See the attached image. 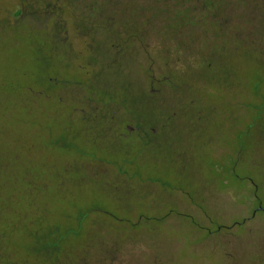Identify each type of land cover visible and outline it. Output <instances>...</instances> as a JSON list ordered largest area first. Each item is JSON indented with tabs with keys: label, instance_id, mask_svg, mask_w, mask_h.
I'll return each mask as SVG.
<instances>
[{
	"label": "rangeland",
	"instance_id": "rangeland-1",
	"mask_svg": "<svg viewBox=\"0 0 264 264\" xmlns=\"http://www.w3.org/2000/svg\"><path fill=\"white\" fill-rule=\"evenodd\" d=\"M16 3L0 0V203L24 222L39 210L46 248H64L56 258L46 250V264L76 256L102 264V230L142 264H264V0H29L39 14L29 17L45 22L35 26L28 17L15 21ZM120 48L133 54L110 66ZM143 52L163 75L175 53L186 66L175 80L186 89L181 104L189 113L199 106L202 117L194 131H180L182 162L118 153L126 141L84 130L91 123L58 96L89 87L91 76L136 87ZM104 148L126 161L119 171L111 165V178L83 170L101 166ZM173 197L184 198L182 206ZM19 241V253L30 251Z\"/></svg>",
	"mask_w": 264,
	"mask_h": 264
},
{
	"label": "flooded vegetation",
	"instance_id": "flooded-vegetation-1",
	"mask_svg": "<svg viewBox=\"0 0 264 264\" xmlns=\"http://www.w3.org/2000/svg\"><path fill=\"white\" fill-rule=\"evenodd\" d=\"M16 9L14 10L15 21L28 17L30 25L35 26V20L39 21L42 25L43 21L40 19H32L29 15L38 12H34L32 6L29 4V0H16ZM46 12V3L39 10ZM21 17V18H20ZM38 27V25H37ZM125 30V29H124ZM113 36L115 34L113 33ZM129 36L127 33L125 39ZM122 40V44L126 40ZM120 44V46H122ZM113 47L117 45L112 43ZM113 64L121 58L127 57L133 53H125L123 48L116 50L114 53H110ZM143 56V63H140L139 67H142V71L145 74L142 82H139L136 87L132 86V83H122L118 86L105 84L93 81L95 76H91L89 81V87L87 88H72L69 90H60L58 96L68 97V99L75 104L78 110L81 111L79 119L81 122H89L91 125L86 126L83 124L84 130L92 129V133L106 134L111 133L115 139L126 141L127 144L119 145L118 153L121 154H133L132 159H138L142 162V158L151 157L155 163L168 161L173 163L174 161L182 162V158L186 155L184 151V145H179L180 137L183 132H180L184 125L186 128L194 131L195 118H201L200 107L193 108V113H189L183 105L182 95L185 94L184 88L179 87V83L175 80L178 79L179 72L185 73L186 66H179V60L182 58L177 53L172 56V60L175 61V65L163 75L160 67L146 66V60L153 58L150 53H138ZM161 53H156L155 58L161 63ZM187 55L188 61L194 59L193 53H183ZM207 54L204 53V56ZM208 58L211 55H207ZM156 60V59H155ZM156 60V61H157ZM183 61V60H182ZM184 63V61L182 62ZM193 67L187 64V69ZM125 69V67H124ZM184 70V71H182ZM179 71V72H178ZM172 72V75H171ZM132 82V81H131ZM136 83V82H134ZM168 84L169 86H165ZM192 84V83H191ZM191 86V85H190ZM191 88V87H189ZM96 91L98 94H95ZM105 95L107 100L105 103L100 104L99 96ZM194 98H190V102H193ZM193 104V103H192ZM186 111V112H185ZM192 125H188L189 123ZM85 131V132H86ZM90 131V130H89ZM95 138H92L93 141ZM122 141V142H123ZM121 142V141H118ZM137 147L132 148L131 145ZM131 147L133 151H129ZM104 155H107L105 160L99 159L101 166L91 165L86 163L83 170L92 173L98 168L99 171L108 178H111L113 174L109 171L112 166L116 170H122L126 164L125 159L118 161L117 158H111L109 155H114L116 152L109 148L101 150ZM181 157L180 159H176ZM93 164V163H92ZM98 165V164H97ZM105 165H108L106 167ZM105 166V167H103ZM3 166L0 167V171ZM116 180V184L120 186H129L126 180L119 176L113 177ZM147 179H145L146 181ZM204 183H210L211 179H204ZM30 182V181H29ZM200 182V181H199ZM29 185H31L29 183ZM199 185V184H198ZM186 193V192H184ZM189 195V192L186 193ZM188 198V197H187ZM5 200H1L0 203V264H46V250L50 252L53 258L64 254V248H46V228L44 227V218L41 217L39 210L28 221L22 220L23 214H20L18 210H9ZM8 201V200H6ZM27 207H33V199H27ZM184 198L173 197L175 205L182 206ZM181 209V208H180ZM180 209L170 207L167 213L178 212ZM10 211L11 214H8ZM96 224V223H95ZM22 225V231L20 236L16 234V230ZM102 230L99 235H102V240L98 243L103 245L102 249V264H142L143 258L138 259V255L135 252V258L138 260L132 261L130 258V252H127L128 248L125 244L113 242L112 234ZM108 234V235H107ZM19 240L22 244L28 243L29 250H25L19 253ZM28 247V246H27ZM142 247V245H141ZM140 247L138 244L135 248L140 250L145 249V255H148L145 247ZM52 250V251H51ZM59 250V251H58ZM141 255V254H140ZM73 263L67 264H95L90 261L75 257ZM66 259V258H65ZM68 259V258H67ZM57 260V259H56ZM51 264H56L51 262Z\"/></svg>",
	"mask_w": 264,
	"mask_h": 264
},
{
	"label": "crops",
	"instance_id": "crops-1",
	"mask_svg": "<svg viewBox=\"0 0 264 264\" xmlns=\"http://www.w3.org/2000/svg\"><path fill=\"white\" fill-rule=\"evenodd\" d=\"M211 182V181H210ZM222 182H224V180L222 181ZM210 185H212L213 183H209ZM214 185V184H213ZM204 208H205V205H204ZM185 211H187V210H185L184 209V207L183 208H181L180 209V211L179 212H185ZM205 211V210H204ZM208 212V211H207ZM208 213H210V212H208ZM211 214V213H210Z\"/></svg>",
	"mask_w": 264,
	"mask_h": 264
}]
</instances>
